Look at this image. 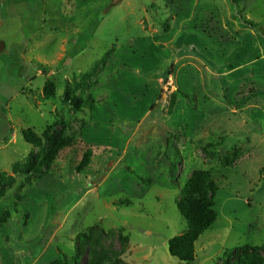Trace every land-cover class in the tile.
<instances>
[{"label": "rangeland", "instance_id": "rangeland-1", "mask_svg": "<svg viewBox=\"0 0 264 264\" xmlns=\"http://www.w3.org/2000/svg\"><path fill=\"white\" fill-rule=\"evenodd\" d=\"M233 1L0 0V264H185L194 170L217 218L190 264L264 259V0ZM48 128L76 143L40 176Z\"/></svg>", "mask_w": 264, "mask_h": 264}, {"label": "trees", "instance_id": "trees-1", "mask_svg": "<svg viewBox=\"0 0 264 264\" xmlns=\"http://www.w3.org/2000/svg\"><path fill=\"white\" fill-rule=\"evenodd\" d=\"M234 0L233 3H237ZM172 101L169 103V111L171 110ZM65 103L70 104L74 108H78L81 101L72 97L65 90ZM50 128L45 131L41 138H44L51 146L39 166L43 167L40 176H46L50 172L51 166L56 155L76 143V140L69 137H62L58 132L49 135ZM23 140L33 147L41 146V138L35 136L30 130L22 133ZM91 159V151L87 150L82 161L77 165L75 170L80 172L87 166ZM236 160V155L226 159V163L230 164ZM172 176L175 174V167H171ZM218 192L217 184L212 180L209 171L194 170L181 188V198L177 202L179 214L185 220L187 230L184 234L170 239L167 243L168 253L172 258L177 259L181 263L190 264L194 261V243L198 238L207 231L216 221L217 213L214 210V199ZM10 219V212L6 211L0 216V225L5 224ZM260 248L245 245L241 247L240 254L232 264H264V259L258 254ZM52 264H62L56 260Z\"/></svg>", "mask_w": 264, "mask_h": 264}]
</instances>
